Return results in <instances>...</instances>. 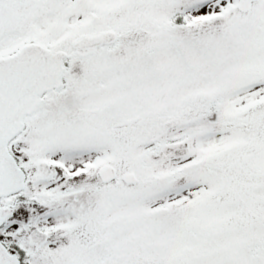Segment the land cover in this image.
Listing matches in <instances>:
<instances>
[{"label":"snow or ice","instance_id":"snow-or-ice-1","mask_svg":"<svg viewBox=\"0 0 264 264\" xmlns=\"http://www.w3.org/2000/svg\"><path fill=\"white\" fill-rule=\"evenodd\" d=\"M0 264H264V0H0Z\"/></svg>","mask_w":264,"mask_h":264}]
</instances>
